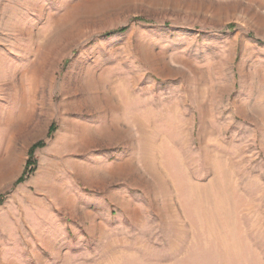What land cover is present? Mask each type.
Wrapping results in <instances>:
<instances>
[{"label": "rangeland", "instance_id": "obj_1", "mask_svg": "<svg viewBox=\"0 0 264 264\" xmlns=\"http://www.w3.org/2000/svg\"><path fill=\"white\" fill-rule=\"evenodd\" d=\"M0 50V264H264V0H0Z\"/></svg>", "mask_w": 264, "mask_h": 264}, {"label": "bare ground", "instance_id": "obj_2", "mask_svg": "<svg viewBox=\"0 0 264 264\" xmlns=\"http://www.w3.org/2000/svg\"><path fill=\"white\" fill-rule=\"evenodd\" d=\"M25 3L26 2H20L18 5H19V7H21V9L28 10V11L32 10L31 5L28 6V3H26V4ZM15 26H14V28H12V31L14 29L18 33L15 34V33L12 32L13 34H11V32H10V35L8 34L9 37H15L16 38V41H18L17 43L14 42L13 48H12L13 51H15L16 48H18L17 44L20 43V41L22 40L21 37L25 33L24 25L20 24V25H17L16 27ZM0 52H2V51L0 50ZM16 56L17 55L14 54L11 51V57L12 58H15ZM10 61H12L11 58H9V59H1L0 58V83L1 82H4V81H7V80H10L11 81V82L9 81L10 84H13L12 78L15 75V73L17 71V68L16 67L15 68H12V66L14 67V65L13 64H10ZM9 69H10V71H9ZM0 87H2V86H0Z\"/></svg>", "mask_w": 264, "mask_h": 264}]
</instances>
